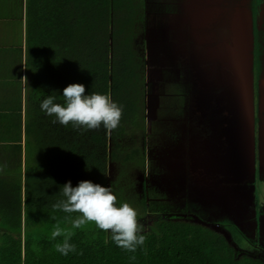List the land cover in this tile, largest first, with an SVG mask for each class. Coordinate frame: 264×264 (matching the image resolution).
I'll return each mask as SVG.
<instances>
[{"label": "trees", "instance_id": "obj_1", "mask_svg": "<svg viewBox=\"0 0 264 264\" xmlns=\"http://www.w3.org/2000/svg\"><path fill=\"white\" fill-rule=\"evenodd\" d=\"M153 1L26 0L28 58L36 69L27 93L24 160L20 136L14 146L17 154L3 155L0 162L6 165L0 171V264H261L240 261L222 237L206 227L167 219L141 233L147 239L135 253L118 247L110 232L91 223L73 230L76 253L63 256L55 251L63 237L51 239L56 223L51 216L63 220L67 214L51 206L62 198L65 184L71 181L76 187L92 181L117 195L118 187L129 182L134 190L131 178L143 162L141 148L123 139L145 123L139 98L145 67L134 39L143 31ZM180 2L165 0L157 12H175ZM69 84L85 85L86 95L110 94L123 107L119 127L109 133L103 127L84 131L53 124L55 117L40 105L53 94L63 103ZM109 162L119 168L110 185Z\"/></svg>", "mask_w": 264, "mask_h": 264}, {"label": "flooded vegetation", "instance_id": "obj_2", "mask_svg": "<svg viewBox=\"0 0 264 264\" xmlns=\"http://www.w3.org/2000/svg\"><path fill=\"white\" fill-rule=\"evenodd\" d=\"M233 2L236 5L232 7L233 10L235 9L233 12L243 10L251 16L247 8L248 0H233ZM183 3L180 2L177 7L178 22L184 20L185 17V14L184 16L180 14L183 6L186 5ZM190 6L192 5L189 4V8ZM180 25L184 26L189 34H193L188 31L189 26L186 23L183 25L181 22ZM192 27H196L193 29L195 34L201 31L199 25ZM254 30L253 26V37ZM198 39L187 38L186 48L183 50L184 54L188 55L190 52L193 54L190 61L193 69L185 68L186 75L180 74L178 80H171L174 77L170 76V80L167 79L163 85L166 93L170 95L169 104L163 103L164 106L160 108L159 116H156L154 123L152 122L150 126V132L154 137L145 138L146 136H143L140 139L143 166L137 169L142 174L138 183L139 195H143L142 184H144L145 193L149 195L150 201L151 187H154L156 190L152 194L156 198L153 197L152 200L175 203L177 204L176 210L181 213L175 212V208L173 212L161 208L162 215L156 214L147 221V224L151 227L160 219H167L201 225L219 234L239 260L247 258L264 264V200L261 198H264V191L263 193L260 191V188L264 186V68L261 69L257 80L254 77L251 88L253 102L250 108L254 127L250 142L254 148L249 149L248 139L243 140L239 135L234 142L236 148L234 154H230L233 151H230L231 147L226 145L223 154L217 153V162L214 163L216 156L210 157L212 153H209L212 149L209 140L211 141L213 137L209 136L207 129H204V124L202 127L195 122L199 121L198 113H201L200 117H203L212 108V93L207 81L211 79V75L215 74V69L220 70V66L219 64L215 66V58L210 56L209 52L205 54L206 58H202L205 45L202 39L200 41ZM170 72L174 74L173 71ZM191 77L195 79L194 83ZM193 90L198 92L195 98H192ZM194 107L200 108V111H197L196 116L191 118L189 127L186 129L185 125L188 120L186 115L189 114V109ZM214 109L209 113L211 120L216 112ZM250 118L247 112L241 118V131L245 136L249 130ZM221 122L220 118L219 124ZM222 127H224L223 124ZM211 128L214 129V127ZM145 139L148 148L157 143L154 150L157 152L160 149L164 150L167 162L162 161V165L159 164V166L158 163L161 162L151 155V162H146L145 165L146 158H150V155H147V147L145 148L143 144ZM206 141L208 146L205 144ZM126 144L129 145V143ZM243 149L244 152H242ZM210 158L212 161L209 169L204 167L202 173L194 171L199 169L200 163H205ZM195 163L196 166L193 168ZM161 168L164 176L168 175L171 179L173 177L172 181H169L172 185L164 190L161 180H153L154 176L150 173L154 169ZM221 217L228 218L231 227L221 225L219 221L221 219L222 222L224 219Z\"/></svg>", "mask_w": 264, "mask_h": 264}, {"label": "rangeland", "instance_id": "obj_3", "mask_svg": "<svg viewBox=\"0 0 264 264\" xmlns=\"http://www.w3.org/2000/svg\"><path fill=\"white\" fill-rule=\"evenodd\" d=\"M186 5L183 6V10L180 14H185L184 20H180L178 22V13L177 9L175 12L171 13H165L157 11L160 9L161 6H164L165 0H162V3L160 0H154L152 5V12L148 11L147 16L144 18V29L143 31L138 34L134 39V47L139 51V49L144 48L139 51V54H142L140 58H143L144 61V67H145V84L142 89L144 91V94L141 95L139 98L141 99L143 103V109H144V116L146 117V121L141 129L138 128V130H133L131 135L135 138L131 137V135H127L123 141L124 143H128L130 140H134L135 145H138V143H141L140 139H142L143 136H146L145 138H153V133L150 132V126L152 122L154 123L156 116H159L160 108L162 107L163 103L168 105L169 104V93H166L165 88L163 85L165 84L166 80H170V76L174 79L171 80H178L180 74L182 76L186 75L185 68L187 69H193L191 58L192 53L190 54H184L185 48H186V41L187 38H199L198 40L202 41V43L205 45V53L202 54V58H206V53L209 52L210 56L213 57L215 54V66H220V70L215 69L214 75H211V79H209L208 82V88L210 92L212 93V101L211 104L214 105L213 107L211 105V109L207 111L205 116L200 117L201 113H198L197 117L199 118V121L195 122L196 124L205 125L204 129H207V132L210 135H212V140H209V143L211 144V150H209V153H212V156L215 157L214 163L217 162V153L221 152L223 154L224 147L226 145L231 144V139L233 138V134H231V128H230V120H231V111L229 107H227V101L228 97L231 91L230 89L233 84V79L236 77L237 79L241 76H244V74H240L241 72H238V68H241L242 62H241V46H240V35H241V24L238 23V18L240 17V13L233 12V8L236 7L233 0H216L214 3L208 2V0H191L189 3V0H181ZM249 4L247 5L248 10L251 12L252 17V27L254 26V49H253V80L254 77L257 80V77H259L260 71L262 68H264V0H248ZM188 3V4H187ZM217 3V7H216ZM189 4L190 6L189 8ZM209 4V5H208ZM233 7V8H232ZM212 8V9H211ZM218 9V11H217ZM185 10V11H184ZM184 11V12H183ZM203 11H212V14L215 16V13L213 11H216V16L213 19H209V15L205 17L203 14ZM210 13V12H208ZM242 13V12H241ZM245 13V12H244ZM244 13H242L243 19H244ZM247 13V12H246ZM197 14H200L202 17L203 23H197ZM235 15H237V18L234 19ZM248 15V13H247ZM180 17V15H179ZM196 18V19H195ZM181 19V17H180ZM229 19L236 20V22H231ZM146 20V21H145ZM184 25L185 23L189 26V30L193 34H189L187 32V29L182 27L180 24ZM206 22V23H205ZM193 25L196 26H203L199 33H194L196 27H192ZM233 26L234 35L233 38H231V31L230 29ZM198 28V27H197ZM236 31V33H235ZM147 32V33H146ZM237 40V41H236ZM211 48H214L213 50ZM217 49V51H216ZM231 49V50H230ZM214 51V54L210 51ZM220 50V51H219ZM219 54V55H218ZM208 59L210 57L208 56ZM170 71H173L171 73ZM243 72H248L247 69L243 70ZM171 74V75H170ZM193 76V75H192ZM193 79L192 83L195 82V79ZM140 92V94L142 93ZM165 91V94H164ZM169 91V90H168ZM167 91V92H168ZM205 93L207 94L208 91L206 90ZM164 94V95H162ZM193 97L195 98L198 96V92L193 90ZM141 103V104H142ZM199 104V102H198ZM195 105V104H193ZM164 106V105H163ZM215 108V109H214ZM214 109L216 112L212 118V120L209 117V113ZM231 110H233L231 108ZM197 111H200V108H192L189 109L188 120L186 123V129H188L191 118L196 116ZM193 112V113H192ZM250 117V116H249ZM221 118V123L219 124ZM223 118V119H222ZM222 124L224 127H222ZM209 125V126H207ZM211 127H214L212 129ZM230 129V130H229ZM182 131V130H181ZM229 131V132H228ZM185 132V129L183 133ZM188 132V131H187ZM145 148L147 147V155H150V158H146V162H151L152 156L154 158L157 157V160L161 163H158V165H162L163 162H167V159L164 156V150L160 149L159 152L155 151V144H153L150 148H148V144L146 142V139L144 141ZM208 146V143L206 141L205 143ZM154 150V151H153ZM222 150V151H221ZM231 151V150H230ZM153 152V153H152ZM169 153V152H168ZM171 158V156H170ZM211 158L208 161H205V163L199 164V169L194 171H199L202 173V169L204 167H207L209 169ZM153 162L155 160L153 159ZM198 162V161H196ZM137 163V162H136ZM138 164V163H137ZM159 165V166H160ZM139 166H143L140 164ZM196 166H193V168ZM217 166V165H215ZM141 170V169H139ZM211 170V167H210ZM108 183L110 185L111 181H113L116 176L119 174V168L115 163L109 162L108 166ZM151 174H153V180H161V184L163 185V190L168 189L172 183L169 182L172 179L166 175H163L162 168L161 169H154L150 171ZM150 174V175H151ZM142 174L137 169L135 170V175L133 179L131 178V184L134 182V192L130 188L129 182H127L122 187H118L116 190L117 192V203L122 204L124 202L129 203L134 209L138 212V220L141 225H143L144 231L150 230L147 221L155 216L156 214L162 215L160 209L163 208L164 210L172 211L175 208V212L181 213V211L176 210L175 203H172L170 201H159L156 202L152 200L153 197L156 198V196L152 193H155V188L151 187L150 192V201H149V195L145 193L144 184H142V191L143 195L140 196L138 192V183L140 182V178ZM169 183H168V182ZM164 182V183H163ZM129 185V186H128ZM132 191V193H131ZM259 191V189H258ZM261 193L264 191V186L260 188ZM114 193V192H113ZM120 194H123L122 197H120ZM263 200L264 198L261 197ZM125 199V200H123ZM260 199V198H259ZM258 199V200H259ZM123 201V202H122ZM261 201V199H260ZM173 212V211H172ZM221 222V219L219 223L223 226H230V220L225 217ZM177 221V220H176ZM94 224V223H91ZM150 225V224H149ZM231 227V226H230ZM241 261V260H240Z\"/></svg>", "mask_w": 264, "mask_h": 264}, {"label": "clouds", "instance_id": "obj_4", "mask_svg": "<svg viewBox=\"0 0 264 264\" xmlns=\"http://www.w3.org/2000/svg\"><path fill=\"white\" fill-rule=\"evenodd\" d=\"M24 81H27L26 77ZM85 92V85L69 84L63 90V103L56 102L53 94L42 101L41 110L55 117L53 124L58 122L65 127L71 124L76 130H98L103 127L110 133L117 129L123 116V107L114 102L110 94L92 92L86 95ZM5 167L0 165V171ZM59 196L62 198L51 207L53 211L67 215L63 220L51 216L56 221L51 239L63 237L61 242L54 245L55 251L61 255L77 252V246L71 243L75 234L73 230L81 229L88 223H94L106 233L110 232L111 240L127 252L135 253L145 244L147 237L141 234L144 228L139 223L137 210L127 202L118 205L117 196L111 187H103L92 181H81L73 187L69 181L62 187ZM62 224L70 227H62ZM107 243L108 240H105ZM79 254L83 255V252ZM130 259L135 260L136 257Z\"/></svg>", "mask_w": 264, "mask_h": 264}, {"label": "crops", "instance_id": "obj_5", "mask_svg": "<svg viewBox=\"0 0 264 264\" xmlns=\"http://www.w3.org/2000/svg\"><path fill=\"white\" fill-rule=\"evenodd\" d=\"M26 20V0H0V162L17 154L20 136L25 156L27 93L36 69L28 58Z\"/></svg>", "mask_w": 264, "mask_h": 264}, {"label": "water", "instance_id": "obj_6", "mask_svg": "<svg viewBox=\"0 0 264 264\" xmlns=\"http://www.w3.org/2000/svg\"><path fill=\"white\" fill-rule=\"evenodd\" d=\"M210 3H214L216 0H208ZM215 4V3H214ZM217 5V3H216ZM217 7V6H216ZM212 9V8H211ZM218 11V9H217ZM210 12V13H208ZM236 13H240V17L238 18V23L241 24V35H240V46H241V68H238V72H241L240 74H244V76H241L240 78H236L233 79V84L232 87L229 91V99L227 101V107H229L231 113V120L230 122V128H231V134H233V138L231 139V144H229V146L232 148H229L230 150H232L233 152H231L230 154L233 155L234 154V150L235 148V144L234 142L236 141L237 136L241 135L242 139H248V148L249 149H253L254 147L252 146L251 142H250V138L252 139V135L251 133H253V127H254V121H253V117H252V113H251V104L253 102V91H251L252 85H253V74H252V69H253V48H254V37H253V32H252V18L251 16L247 15V13H244V19L242 16V13L239 11H235ZM213 13H215L216 16V11ZM203 14L206 16L209 15V19H213L215 18V16L212 14V11H203ZM197 23H203L202 21V17L200 14H197ZM236 19L237 15L234 16ZM196 19V18H195ZM229 21L231 22V24H233V22H236V20L233 21V19H229ZM206 23V22H205ZM203 26H200L199 29H202ZM231 31V38H233V34H234V30H233V26L230 29ZM236 33V31H235ZM236 35V34H234ZM237 41V40H236ZM214 49V48H213ZM231 50V49H230ZM217 51V49H216ZM220 51V50H219ZM212 52V50L210 51ZM219 55V54H218ZM213 57H215V54L213 55ZM248 72H243V70H246ZM231 108L233 110H231ZM248 113L249 116L251 117L249 119V130L245 136V134L242 133L241 131V126H242V115H244L245 113ZM230 130V129H229ZM229 132V131H228ZM242 152H244V149L242 150Z\"/></svg>", "mask_w": 264, "mask_h": 264}]
</instances>
